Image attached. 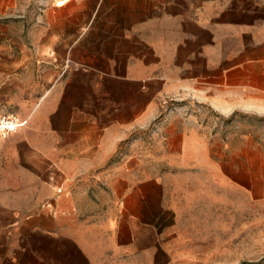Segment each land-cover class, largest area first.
Masks as SVG:
<instances>
[{
	"label": "crops",
	"instance_id": "obj_1",
	"mask_svg": "<svg viewBox=\"0 0 264 264\" xmlns=\"http://www.w3.org/2000/svg\"><path fill=\"white\" fill-rule=\"evenodd\" d=\"M186 94L264 111V0H0V264H216L201 193L249 133Z\"/></svg>",
	"mask_w": 264,
	"mask_h": 264
},
{
	"label": "rangeland",
	"instance_id": "obj_2",
	"mask_svg": "<svg viewBox=\"0 0 264 264\" xmlns=\"http://www.w3.org/2000/svg\"><path fill=\"white\" fill-rule=\"evenodd\" d=\"M175 103L211 132L219 126L224 130L228 123L233 134L241 124L243 130L247 126V150L227 151L221 158L223 173L232 182L218 183L215 190L202 187L201 196L206 199L200 208L216 210L217 216L209 218L211 224L216 220L218 226H232L231 241L225 247L220 240L224 233H216V264H264V111H239L230 105L226 113H221L187 94L178 96Z\"/></svg>",
	"mask_w": 264,
	"mask_h": 264
},
{
	"label": "built area",
	"instance_id": "obj_3",
	"mask_svg": "<svg viewBox=\"0 0 264 264\" xmlns=\"http://www.w3.org/2000/svg\"><path fill=\"white\" fill-rule=\"evenodd\" d=\"M21 124V117L17 113L0 112V137L6 138L17 132Z\"/></svg>",
	"mask_w": 264,
	"mask_h": 264
}]
</instances>
